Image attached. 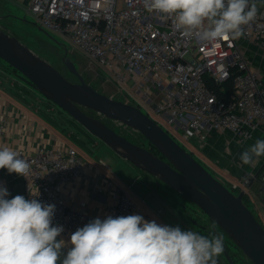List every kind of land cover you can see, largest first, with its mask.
I'll use <instances>...</instances> for the list:
<instances>
[{
    "label": "built area",
    "instance_id": "1",
    "mask_svg": "<svg viewBox=\"0 0 264 264\" xmlns=\"http://www.w3.org/2000/svg\"><path fill=\"white\" fill-rule=\"evenodd\" d=\"M147 2L29 0L26 12L39 28L64 36L110 74L133 106L144 108V114L172 139L201 146L211 133H230L240 143H250L264 126V79L247 59L251 48L264 53V2L256 0L257 15L242 26V37L211 42L201 40L195 31L178 29L174 15L147 11ZM209 81L220 95L228 92L230 81L231 92L219 98ZM5 130L0 115V147ZM13 150L31 163L28 177L19 176L26 197L56 205L53 223L65 229L60 238L67 241L72 232L95 218L85 200L70 207L64 197L65 190L84 174L83 160L75 148L40 146L33 153ZM244 175L236 182L217 180L233 194L242 192L247 198L252 181L258 180L264 195V162L258 172ZM260 202L264 206V197ZM131 214H138L133 199L115 189L101 219Z\"/></svg>",
    "mask_w": 264,
    "mask_h": 264
},
{
    "label": "clouds",
    "instance_id": "2",
    "mask_svg": "<svg viewBox=\"0 0 264 264\" xmlns=\"http://www.w3.org/2000/svg\"><path fill=\"white\" fill-rule=\"evenodd\" d=\"M146 9L174 15L178 29L209 42L239 39L258 11L256 0H148ZM262 156L264 139H257L239 159L255 165ZM0 169L27 178L31 163L5 146ZM10 195L0 182V264H217L224 250L218 234L201 235L140 214L93 218L66 241L60 238L64 226L53 223L55 204Z\"/></svg>",
    "mask_w": 264,
    "mask_h": 264
},
{
    "label": "water",
    "instance_id": "3",
    "mask_svg": "<svg viewBox=\"0 0 264 264\" xmlns=\"http://www.w3.org/2000/svg\"><path fill=\"white\" fill-rule=\"evenodd\" d=\"M0 60L14 69L23 83L117 156L195 206L241 252L243 264H264V227L244 204L243 193L230 192L140 109L97 92L84 82L75 65L64 58L63 65L78 80L71 83L18 38L3 31H0ZM85 110L139 133L150 148L131 142ZM222 254L228 264H234L225 248Z\"/></svg>",
    "mask_w": 264,
    "mask_h": 264
},
{
    "label": "crops",
    "instance_id": "4",
    "mask_svg": "<svg viewBox=\"0 0 264 264\" xmlns=\"http://www.w3.org/2000/svg\"><path fill=\"white\" fill-rule=\"evenodd\" d=\"M9 1L13 4L24 5L26 8L29 0ZM247 57L251 67L258 70L264 79V53L251 48L247 52ZM88 60L93 62L89 58ZM0 62L2 61L0 60ZM7 68L3 62L0 64V115L6 123L2 146L11 149L22 148L26 153H33L40 146L64 145L75 148L83 160L84 174L65 190L64 197L68 206L76 207L80 201L85 200L89 213L95 218H102L106 214V208L113 201L114 190L121 189L131 196L138 214L149 215L159 224L178 225L182 230L191 229L201 234L196 221L188 216L190 211L188 209L187 212L186 204L193 205L183 196L172 191L158 179L136 169L104 144L91 141L86 135L85 139L89 143L85 147L75 143L76 148L74 143L69 142L70 145L65 141L58 128L60 126L58 122L61 121L63 124L64 118L56 113H51L49 108L37 106V102L34 103L35 97H31L30 93V97L23 98L22 95H26V93L22 88H26V86L19 81L20 78L19 80L10 79ZM116 85L119 88L117 83ZM3 87H6V91ZM10 88L11 91L8 90ZM119 90L123 92L122 87ZM18 93H21L20 99L17 97ZM48 114H52L54 118L49 117ZM64 128L61 125V129ZM83 134L87 133H81V135ZM257 139H264V126L260 127L253 140L247 144L240 143L230 133H211L207 142L201 145L200 155L203 153L206 156L209 153L215 165L222 171L218 176L236 182L243 173L258 172L264 162V156L260 157L255 165H242L239 159V154L253 145ZM196 154L198 153L196 152ZM200 155L198 154L199 158L204 162ZM0 180L6 184L11 194L8 198L15 195L26 197L22 181L17 174H9L6 169H0ZM251 187L252 183L248 188L249 198H246L254 203L260 218V214H264V206L260 201L257 205V198L252 193ZM163 188L171 191L174 197L168 196ZM263 218L264 215L261 216V221H264ZM66 251L67 249H65Z\"/></svg>",
    "mask_w": 264,
    "mask_h": 264
},
{
    "label": "rangeland",
    "instance_id": "5",
    "mask_svg": "<svg viewBox=\"0 0 264 264\" xmlns=\"http://www.w3.org/2000/svg\"><path fill=\"white\" fill-rule=\"evenodd\" d=\"M10 2L11 1L9 0H0V31H3L9 35H12L18 38L21 42L27 45L30 49H32L40 57L48 61L71 83H78V80L75 76L70 74L68 70L66 69V67L63 65L62 61L64 58H68L75 65L78 73L81 75L84 82L89 84L91 87H93L97 92L102 93L113 100H118V101H122L126 103L131 102L132 105H136L128 97V95L125 92H121L119 90L118 86L115 83L114 78H112L110 74L105 72L104 69L100 68L95 63L90 62L88 58L82 52L76 49L73 45H71L64 36L56 34L45 28H39L38 26H33V23H35V20L32 16H30L26 12V8H24V5H20L17 3L13 4ZM1 63L2 62H0V64ZM7 69H8L7 72H9V75H10V79L19 80L17 73L13 69L11 68H7ZM19 81H21V79ZM23 84L26 86L27 89H30L31 91H33L31 92L23 87L22 90H24L26 93V95H22L23 98L34 96L35 97L34 103L37 102L36 103L37 106H39L40 108H49L50 109L49 111L51 113L52 112L56 113L58 115H61V117L64 118V122L62 121L63 124L61 123V121L58 122L60 123V126H58V128L61 130L62 132L61 137L65 141H67L68 143L69 142L74 143V147H76L77 145L81 147H85L89 143V141L85 139V135H86L87 138L90 139L91 141H98L97 143H101L99 140L92 137L85 130H83V128L79 126L75 121H73L66 113L62 112L54 104L46 100L38 92L28 87L25 83ZM3 89L4 91H6V87H3ZM8 90L11 91L12 89L10 88ZM29 93H30V96H29ZM20 96H21V93H18L17 97L19 99L21 98ZM38 104H41V105H38ZM139 108L143 113H145L144 108L142 107H139ZM84 112L87 113L88 115L101 119L107 126L112 128L118 134L127 138L131 142L141 145L145 148H150L149 144L139 133L117 122L106 120L102 118L101 116L94 114L93 112L86 111V110ZM48 116L54 118L52 114H48ZM61 125H63L65 128L61 129ZM81 133H87V134L81 135ZM221 134H225V133H221ZM175 141L186 152H189L198 162H200L201 165H203L216 179H221V177H219L218 175H220L222 171L217 165H215L214 160L212 159L211 155L209 153L206 156L203 155V153L200 155L201 146H199L194 141H190L186 143V145H184L178 138H176ZM75 143L77 145H75ZM196 152L200 155L201 158L204 159L205 163L201 161V159L199 158L198 154H196ZM244 174L246 173L241 174V176ZM241 176L238 177L237 180L241 178ZM160 187L162 188V186ZM225 187H228V186L225 185ZM259 189H260V185L258 183V180L252 181L251 190H252V193L255 194L257 198L256 199L257 205H259L260 197H264V195H262V193L259 192ZM163 191L166 192L168 196L174 197L171 191H168L164 188H163ZM234 193L237 194L238 192H234ZM243 202L248 207V209L254 214L256 219L259 222H261V224L264 227V221H261V219L259 218L258 212L257 210H255L254 203L250 201L249 199H247L245 196L243 197ZM186 205L188 206L187 212H188V209L190 211L188 216L192 220L196 221V225L201 231V235L207 236L209 235L210 232L218 234L222 236L223 238V245H224L226 252L228 253L229 250H231L232 252L235 251V249L230 246L232 242L223 233L221 229H219L214 224H213L214 225L213 227V225H211L210 220L203 213H201L197 208L189 204H186ZM237 251L239 252V254H241L239 250ZM217 264H227L222 253L220 254L219 257H217Z\"/></svg>",
    "mask_w": 264,
    "mask_h": 264
},
{
    "label": "trees",
    "instance_id": "6",
    "mask_svg": "<svg viewBox=\"0 0 264 264\" xmlns=\"http://www.w3.org/2000/svg\"><path fill=\"white\" fill-rule=\"evenodd\" d=\"M259 2H264V0H258ZM3 62V61H2ZM4 63V62H3ZM8 68H11V67H9L6 63H4ZM12 69V68H11ZM14 70V69H13ZM15 71V70H14ZM16 72V71H15ZM17 73V72H16ZM17 76L19 77V74L17 73ZM20 78V77H19ZM208 86L219 96V98H222V97H224V96H226V95H228V93H230L231 92V82L229 81V83H228V92L226 93V94H222V95H220V93H219V88L217 87V86H215L212 82H208ZM150 146V145H149ZM152 149V148H151ZM152 151H154L153 149H152ZM155 152V151H154Z\"/></svg>",
    "mask_w": 264,
    "mask_h": 264
},
{
    "label": "flooded vegetation",
    "instance_id": "7",
    "mask_svg": "<svg viewBox=\"0 0 264 264\" xmlns=\"http://www.w3.org/2000/svg\"><path fill=\"white\" fill-rule=\"evenodd\" d=\"M231 247H233L235 249L234 252H232L231 250L228 251V256L231 258V260L233 261L234 264H243L241 262V254H239V252L237 251V249L233 246V244H230ZM229 249V248H228ZM225 259V258H224ZM226 261V260H225ZM227 263V261H226ZM228 264V263H227Z\"/></svg>",
    "mask_w": 264,
    "mask_h": 264
}]
</instances>
